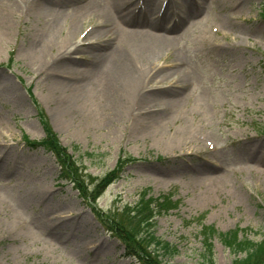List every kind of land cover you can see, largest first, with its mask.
Masks as SVG:
<instances>
[{"label": "rangeland", "instance_id": "obj_1", "mask_svg": "<svg viewBox=\"0 0 264 264\" xmlns=\"http://www.w3.org/2000/svg\"><path fill=\"white\" fill-rule=\"evenodd\" d=\"M179 1L159 0L157 8ZM196 1V23L146 72L148 98L137 107L125 100L109 106L99 94L109 57L129 38L116 34L98 61L100 73L87 79L84 69L98 59L102 42L84 37L93 19L78 21L75 38L69 35L80 3L0 0V264H140L103 222L114 208L133 207L144 190L177 202L154 219V236L174 253L162 264L197 263L198 219L214 232L216 264L243 256L225 246L224 234L253 244L263 239L264 161L247 154L264 158V0ZM86 46L95 47L94 55L72 52ZM177 56L182 65H175ZM81 69L90 100L70 96ZM174 71L183 79L178 85ZM160 72H169L166 79H157ZM168 90L180 96L161 94ZM171 98L179 102L169 106ZM116 105L141 112L112 122ZM158 113L167 120L151 117ZM46 130L91 189L117 168L118 179L96 200L84 196L59 178L56 152L30 145L43 141ZM196 167L205 171L193 175Z\"/></svg>", "mask_w": 264, "mask_h": 264}, {"label": "bare ground", "instance_id": "obj_2", "mask_svg": "<svg viewBox=\"0 0 264 264\" xmlns=\"http://www.w3.org/2000/svg\"><path fill=\"white\" fill-rule=\"evenodd\" d=\"M50 1L53 3L58 1L59 4L62 2V0ZM70 1L74 3L78 2L81 5L76 7V15H74V19L71 21L69 35L72 37L75 36L78 21L84 18L93 19L95 22L84 34V37L91 35L95 41L102 42V44H99L97 47L96 53L95 47L91 46L74 48L72 51L83 55H94L95 53V58H98L95 60V64L89 63L87 68L84 69V72L88 71L87 79L100 73V71H98V61L105 56L107 47L115 41L114 38L116 37V34L129 38L121 41L125 43L122 49L116 48L113 50L115 53H112L109 57V71L102 76L99 94L106 96L101 98L107 100L109 106L112 100H115V103L117 104L125 100L127 103L136 102L137 107H140L142 104L144 105V100L148 98V95L146 94L149 93V90H142L143 88H146V84L150 81V79L145 78L147 75L146 72L151 71L156 66L155 63L163 58L167 51L172 50L175 40L177 39L176 35L180 31L184 32L186 29L194 25L196 23V18L201 11L198 1L196 0H180L179 3L173 6L165 4L162 10L157 8L159 0H128L129 2L127 0ZM182 6L183 9H181ZM176 10L181 12L180 18H178V12L175 13L177 16L174 15ZM169 12L172 13L169 14ZM82 41L83 40H81V42ZM74 44L79 43L75 40ZM66 54L68 55L69 53ZM65 58L71 60L73 57H70L69 55ZM176 61V63L174 62L175 65L183 64V59L178 58V56L176 57ZM89 67H91V69ZM84 72L83 69H81L79 73H76V83L80 86L81 83L84 82V84H82L84 87L78 86L77 93H70V96L74 95L71 98L78 96L83 99L87 97L90 100L91 97H93L92 95L94 94H89L88 92L83 93L85 90L87 91L88 86L87 79L86 81L83 80ZM168 73L169 72H160L156 77L162 81L166 79ZM173 76H177L176 71L170 74V78L175 79L176 85L180 84L182 78L176 79ZM165 82L169 83V81ZM170 86L173 87V85ZM108 94L111 95V98L108 97ZM139 94H144L141 100H138ZM161 94H173L174 97L178 98L180 96V90L163 91ZM171 99L172 100L168 101L169 106L179 102L178 99ZM102 108L105 109L106 107L102 105ZM116 109L117 110L112 112V122L123 118H131L135 114L141 112V110H137V108L128 110L129 106L125 109L116 105ZM151 117L153 119L154 117H156L155 119H163V121H166L168 118V116H163L160 113L153 114ZM258 154L259 153L256 151H250L247 154V158L263 162L264 158L262 155L260 156ZM191 170V173L196 176H200L203 171H205L204 169L200 170L197 167ZM203 179L209 180V176ZM45 227L50 229L47 224H45ZM62 240H65V237H63Z\"/></svg>", "mask_w": 264, "mask_h": 264}, {"label": "trees", "instance_id": "obj_3", "mask_svg": "<svg viewBox=\"0 0 264 264\" xmlns=\"http://www.w3.org/2000/svg\"><path fill=\"white\" fill-rule=\"evenodd\" d=\"M30 145L33 147L41 146L48 152H56L58 163L61 164L59 178H63L62 180L72 183L79 192L84 193V196L89 197L91 200H96L110 184L118 179L119 168L108 172L91 189L84 182V175L76 173V168L73 165L75 163H73L72 157L66 154L64 148H60L57 139L48 130L45 132L43 141L37 144L31 143ZM59 154H61L60 158L58 157ZM69 161L70 163H67ZM63 168L68 169L67 172L61 170ZM70 170L73 171L74 175L70 174ZM89 179L94 180L91 177ZM176 206L177 203L172 201L170 196L154 198L148 196L147 191L144 190L139 194V199L133 207L131 205H124L116 208V210L114 208L111 210L112 212L109 211L108 213L112 215L109 223L105 221L103 223L107 232L123 242L126 248V256L135 258L140 264H162V257L164 255L173 256L174 253L169 243L167 244L154 236V219L156 216L166 214L175 209ZM119 209H121L120 212H118ZM98 219L101 220L102 218L99 217ZM197 223L202 227L199 234L203 238V251L200 254V259L195 264H216L211 245L214 232L210 233L209 229L203 227L200 219L197 220ZM217 234L219 235V233ZM218 237L220 238V236ZM234 237H237L235 232H228L222 238L225 246L233 250V253H235L234 256L238 253L243 254L239 260L234 258V264H239L244 261H252V264H256V262L264 264V233L263 240L256 244H253L250 239L238 242Z\"/></svg>", "mask_w": 264, "mask_h": 264}]
</instances>
